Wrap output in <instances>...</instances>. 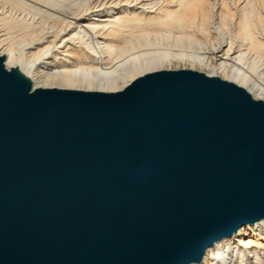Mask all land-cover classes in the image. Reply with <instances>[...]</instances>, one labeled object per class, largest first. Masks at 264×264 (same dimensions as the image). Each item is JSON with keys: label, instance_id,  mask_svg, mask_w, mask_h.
<instances>
[{"label": "water", "instance_id": "1", "mask_svg": "<svg viewBox=\"0 0 264 264\" xmlns=\"http://www.w3.org/2000/svg\"><path fill=\"white\" fill-rule=\"evenodd\" d=\"M255 208L264 105L243 93L178 73L117 97L0 91V264H188Z\"/></svg>", "mask_w": 264, "mask_h": 264}, {"label": "bare ground", "instance_id": "2", "mask_svg": "<svg viewBox=\"0 0 264 264\" xmlns=\"http://www.w3.org/2000/svg\"><path fill=\"white\" fill-rule=\"evenodd\" d=\"M167 73L264 105V0H0V91L16 104L122 96ZM257 209L188 264H264Z\"/></svg>", "mask_w": 264, "mask_h": 264}, {"label": "snow or ice", "instance_id": "3", "mask_svg": "<svg viewBox=\"0 0 264 264\" xmlns=\"http://www.w3.org/2000/svg\"><path fill=\"white\" fill-rule=\"evenodd\" d=\"M250 245H251V241H249V242H248V244H247V245H245V246L247 247V246H250Z\"/></svg>", "mask_w": 264, "mask_h": 264}]
</instances>
